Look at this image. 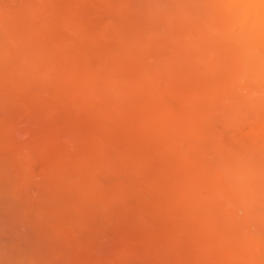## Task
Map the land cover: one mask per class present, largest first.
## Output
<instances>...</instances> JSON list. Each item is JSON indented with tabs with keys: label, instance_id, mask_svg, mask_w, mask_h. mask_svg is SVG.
I'll list each match as a JSON object with an SVG mask.
<instances>
[{
	"label": "rangeland",
	"instance_id": "rangeland-1",
	"mask_svg": "<svg viewBox=\"0 0 264 264\" xmlns=\"http://www.w3.org/2000/svg\"><path fill=\"white\" fill-rule=\"evenodd\" d=\"M75 1L61 0L52 21L32 0L0 15L10 66L20 54L29 62L22 72L15 61L14 72L4 59L0 88L48 104L22 137L0 144V197L7 184L32 204L61 192L85 208L22 213V228L61 234L52 243L79 253L95 228H109L126 244L124 264H264V78L243 58L239 24L217 0ZM198 109H215L208 117L230 147L219 190L184 191L182 170L162 148L169 121L187 123ZM22 146L37 163L4 160Z\"/></svg>",
	"mask_w": 264,
	"mask_h": 264
},
{
	"label": "bare ground",
	"instance_id": "bare-ground-1",
	"mask_svg": "<svg viewBox=\"0 0 264 264\" xmlns=\"http://www.w3.org/2000/svg\"><path fill=\"white\" fill-rule=\"evenodd\" d=\"M9 1L12 2L14 0ZM32 1V4L37 10V13H40L46 19L50 17H53V19L54 17L61 18V0ZM217 2L219 3V7L221 8V10L223 9L225 11L227 17L230 18V20L236 21L240 26V30L238 29L240 37L238 41V47L242 52L243 58L246 60V62L250 63L251 66H253V69L255 70L259 78H264V0H217ZM9 3H7L6 0H0V15L7 14ZM79 13H82V11ZM84 13H82L83 16H85ZM78 16L80 17L81 15L79 14L77 15V17ZM2 24L3 23H1L0 25ZM1 40L2 39H0V41ZM4 43L6 44V42H2V45L0 43V52L3 53V59L0 58V63L5 59L7 64L9 65V68H12V65L15 63V61L18 60V64H15L22 68V72L25 71L26 68H28L26 66H28L29 62L25 61L26 59H24L23 57L21 58V54L18 55L17 60L11 63L10 66V63L8 62L9 59L7 58L6 54V49L8 48L6 45V47L3 46ZM13 47L14 46H12V48ZM260 47L261 50L259 49ZM28 51L29 54L27 55H29L28 58H30L32 49L28 48ZM32 58L35 59L33 56ZM180 67L183 66L181 65ZM15 68L17 69L18 67ZM27 74L21 77L18 76L16 78L28 79ZM29 81L30 80H28L27 82ZM34 98L35 97H33V95L28 92L15 93L10 89L0 88V144L3 142L5 143L4 140L8 139V137H19L18 135L20 134V136L22 137L28 123L32 124L33 122H36L37 124V119H42L41 117L45 115V111L47 110H45L44 108L48 106V104L45 105L44 103H40ZM190 108L191 107H189V109ZM73 110H75V108ZM212 111L213 110L209 109L206 115L202 110L198 109V111H195L193 113L194 115L192 116V118H189L188 121L186 120L187 123H184L182 125H176V123H174V121L171 119L169 121V123L171 124L168 126L169 129L159 133L161 140L163 139V142L161 143L162 148L168 151V155L171 158L174 157L173 161L176 162V167L182 170L180 179L184 182V191H190L195 186L200 184L208 186H211V183L215 184V190H219L221 186L224 187V158L226 155H230L231 152L230 147H227L225 145L226 140L224 136L219 134V136L216 137L217 132L220 129L218 130V124L214 122V118L212 119V117H208L209 114L212 113ZM204 114L206 116V119L204 123L201 124V120L202 118H204ZM217 116L218 118H220L219 115ZM259 128L261 133L264 134V123H261V126ZM207 140L210 141L209 145L215 157V168L213 174L212 172L210 173L209 170V168L212 167L213 164H211L212 162H210V159H208V156L210 155V147L206 149ZM197 142H200L198 143L199 146L195 147V143ZM28 151L29 150H27L24 146L19 147L13 152V154L5 155L4 160L7 162H22L23 160H29L30 162H28V164H34V162L36 161H34V157H32L33 159L29 157L30 151ZM42 164L44 169L48 171V168L50 167L49 161L42 159ZM196 169L198 173L195 172ZM219 169L221 170L219 171ZM3 172L5 173L4 176L7 177V173L9 172H5L4 170ZM26 172L28 173V175L30 174V171ZM29 176L32 175L30 174ZM217 192H213L212 190L211 196L212 194H216ZM2 193L3 194L0 197V209L5 211L7 219L5 221L1 220L3 218L0 219V264H79V259L83 260V264H124L123 262L125 261L124 258L126 257L125 253L127 249L125 247L126 244L124 245L123 243V245H120L115 237L116 232L114 230H109V228H103L102 225L101 228H95V232L94 234H92L94 235L92 241L85 247L86 251L80 253L77 252V250H69L65 245L61 246L60 244H57L55 246L53 243H56L57 239H61V234L56 233L45 237L42 234L36 235L32 231L24 230L22 228L24 227V222H26L23 217L19 216L22 213L28 214L31 211H56L57 213L61 214V212L69 211L71 209L83 212V209H85L83 206L84 204H70V199L67 198L63 200L61 198V192H55L54 199L52 201H48L43 205L32 204L27 199H23L24 197L20 198V196L14 193V191H12V189H10L9 185L7 184L3 185ZM47 200L49 199L47 198ZM112 203H115V201ZM116 207L117 209H119V206ZM54 221H57L56 223H59L58 220ZM89 223L87 222L86 224L89 225ZM104 227H106V225ZM129 239L134 238L130 236V238L128 237L127 240ZM135 239H137V237H135ZM49 241H51V243L53 242V245L51 244L50 246ZM79 242L82 243L85 242V240H79ZM163 247H165V245Z\"/></svg>",
	"mask_w": 264,
	"mask_h": 264
}]
</instances>
